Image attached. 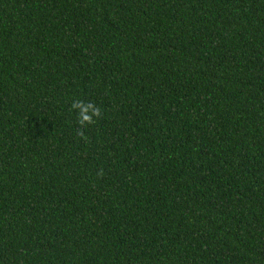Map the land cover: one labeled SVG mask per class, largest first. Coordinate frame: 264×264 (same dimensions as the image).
I'll return each instance as SVG.
<instances>
[{"label":"trees","instance_id":"16d2710c","mask_svg":"<svg viewBox=\"0 0 264 264\" xmlns=\"http://www.w3.org/2000/svg\"><path fill=\"white\" fill-rule=\"evenodd\" d=\"M0 264H264V0H0Z\"/></svg>","mask_w":264,"mask_h":264},{"label":"clouds","instance_id":"9594fccd","mask_svg":"<svg viewBox=\"0 0 264 264\" xmlns=\"http://www.w3.org/2000/svg\"><path fill=\"white\" fill-rule=\"evenodd\" d=\"M73 109H77L79 111V117H80V124L83 126L85 124L91 123L93 116H99L100 110L97 108H94L93 105L87 104L83 101H76L72 104ZM90 113V115H89Z\"/></svg>","mask_w":264,"mask_h":264}]
</instances>
